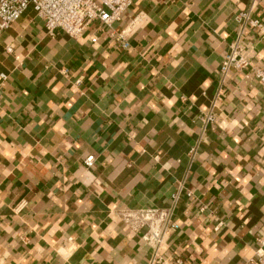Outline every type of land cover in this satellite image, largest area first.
<instances>
[{
  "label": "crops",
  "instance_id": "0c3cea01",
  "mask_svg": "<svg viewBox=\"0 0 264 264\" xmlns=\"http://www.w3.org/2000/svg\"><path fill=\"white\" fill-rule=\"evenodd\" d=\"M240 11L264 25V0H131L78 38L49 34L31 6L1 32L0 264L264 255V39L241 33ZM236 42L250 63L223 73ZM175 194L178 227L154 258L119 212Z\"/></svg>",
  "mask_w": 264,
  "mask_h": 264
},
{
  "label": "built area",
  "instance_id": "2783aa9c",
  "mask_svg": "<svg viewBox=\"0 0 264 264\" xmlns=\"http://www.w3.org/2000/svg\"><path fill=\"white\" fill-rule=\"evenodd\" d=\"M130 3L131 0H0V34L31 6L36 15L43 19L44 27L49 34L59 29L71 38H78L93 22L110 24L121 20ZM235 19L240 26L241 33L248 29H256L258 36L264 39V25L259 19L245 11L237 13ZM117 38L123 47L128 45L122 32L118 33ZM91 41L95 42L96 37H92ZM245 47L241 42L230 46L221 65L223 73H226L231 66L241 69L249 65ZM252 68L254 77L264 87V68L259 66ZM5 79L6 74L0 72V83ZM210 118L209 116L208 119ZM93 158L92 155L88 156L84 164L91 166ZM176 199L177 194L173 196V205L169 207L124 209L119 212L124 226L133 232H140V239L153 249L154 258L158 257L159 249L164 243L168 230L178 227L173 219ZM259 241L263 247L264 237ZM152 262L157 261L154 259ZM252 264H264V255L259 253L256 258L252 259Z\"/></svg>",
  "mask_w": 264,
  "mask_h": 264
}]
</instances>
